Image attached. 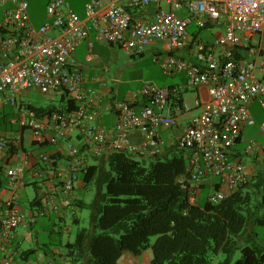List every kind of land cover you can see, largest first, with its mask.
<instances>
[{"label": "built area", "instance_id": "2783aa9c", "mask_svg": "<svg viewBox=\"0 0 264 264\" xmlns=\"http://www.w3.org/2000/svg\"><path fill=\"white\" fill-rule=\"evenodd\" d=\"M85 19L99 40L128 53L143 54L157 41L167 42L172 50L192 49L195 61L176 54L154 58L167 75L184 71L188 87L209 85V100L196 99L201 112L185 124L180 136V147L189 149L194 164L182 179L183 186H194L192 192L198 193L197 187L208 178H220L228 189L248 182L245 165L232 159L231 153L244 127L257 122L251 104L258 100L264 107V81L257 75L264 74V0H87ZM215 26L221 28L220 35L204 40L202 31ZM88 29L68 0H50L46 21L40 27L31 20L27 0H0V103L18 108L17 122L31 129L36 140H42L49 128L59 137L77 128L87 138V148L70 146V156L64 162L56 161L50 153L41 154L42 164L31 171L40 184L56 179L57 188L65 195L73 191L88 152L102 155L108 144L115 150L135 152L138 148L131 144L130 132L140 129L146 134L142 150L159 154L163 146L159 129L177 127L180 114L187 110L183 100L171 99L179 88L147 81L140 92L148 103L139 110L127 102L119 103L110 137L95 123V92L84 88V74L74 63V53L88 36ZM255 35L258 44L252 43ZM32 89L64 90L76 106L53 111L44 121L20 101V94ZM260 128L264 132V119ZM8 144L7 137L0 138V148ZM254 147L251 141L246 152L251 153ZM262 156L264 159V147ZM24 171L22 162L7 169L12 197L0 201V239L4 242L14 237L27 218L15 201L16 190L26 184ZM226 196L224 189H214L209 200L219 203ZM64 206L70 215L74 213L69 201ZM56 209H60L57 202L47 200L38 214ZM26 264L55 263L28 260Z\"/></svg>", "mask_w": 264, "mask_h": 264}, {"label": "crops", "instance_id": "0c3cea01", "mask_svg": "<svg viewBox=\"0 0 264 264\" xmlns=\"http://www.w3.org/2000/svg\"><path fill=\"white\" fill-rule=\"evenodd\" d=\"M27 1L29 3V12L33 24L36 27L42 26L46 21L47 5L50 0L46 1L42 11L38 10L37 7H34L32 11L31 1ZM68 1L78 16L89 26L88 36L82 40L74 53V63L81 68L84 74V88L95 92V102L92 105V108L97 112L95 123L105 128L110 133V137H112L118 120L119 103L127 102L137 110L148 103L147 99L140 92L145 82L151 81L159 86L169 87L171 89L179 88V92H173L171 94V99L173 102L182 99L187 105V110L180 114V124L177 127L160 128L158 132L160 138L163 140L162 150L159 153L161 158L171 157L175 152L181 150L179 141L185 124L193 116L201 112V108L196 106V99L200 98L202 101L209 100V85L201 84L196 87H188L186 85V73L184 71L167 75L163 72L160 63L154 58L157 55L164 57L168 54H176L195 61L196 58L193 50L190 48L172 50L167 42L157 41L151 44L143 54L128 53L120 46L109 44L97 38L96 30L91 28L90 21L85 19V4L87 0ZM261 77L264 79V74L261 73ZM32 90L38 91L48 97L50 103L38 105L32 100H24L22 96L28 90L20 94V101L22 103L36 108L56 106L58 109H64L66 107V102L63 99L64 92L61 89H52L49 91ZM56 101L60 102V105L55 104L54 102ZM7 105L12 107L11 112L5 109ZM18 117L19 112L16 106L10 103H0V123H2L0 127V138L7 137L9 139L8 147L0 148V185H2L0 187V201L4 202L12 197V192H10L8 186L9 177L7 175V169L16 166L19 162L24 163L25 171L23 177L26 184L16 190L15 201L20 209L27 204L26 202L29 203V219L21 223L23 229L19 230L17 228L14 237L9 242H4L0 239V264H26L28 260L39 263L52 261L55 264H68L69 258L66 257L68 248L64 244L72 239L68 237L65 240L62 232H59L57 236H53L52 243H41L38 232L35 230V224H37L35 210H39L47 200L52 199L54 202H57L60 209L51 210L46 215L48 216L49 222L55 219L66 222L70 218L73 221V216L68 213V207L64 206V204L69 201L71 209L75 212L81 209L85 203L82 199L74 195V190L77 185L87 186L95 178L97 180L98 173L96 172L94 178L89 182L83 177L78 178L73 191L65 195L57 188L56 179L47 180L43 184H40L33 178L31 171L42 164L40 159L41 154L50 153L58 157L61 162H64L70 156V146L73 145L82 150L87 148V138L77 128L71 130V132L63 137L57 136L55 131L49 128L45 131L42 140H36L31 129L20 126L17 122ZM37 117L48 121L47 115H38ZM255 117L257 120L255 126L258 127L257 132H260L262 137L245 138L247 129L255 126L244 127L241 138L231 153L234 160L243 162L249 179H255L258 176L264 175V159L262 156L264 132H262L259 125L264 117L262 119H259L257 116ZM253 133V130L250 129L248 134L251 135ZM129 138L131 144L138 148L135 152H129L130 154H137L147 159L155 158L154 155L142 150L146 139V134L142 130H131ZM251 141L255 142L254 150L251 153H246V148ZM112 151H114V148L108 144L101 153L102 155H94V153L88 152L83 169L84 173L82 175L88 171V168L95 165H100L103 171L107 170L106 165L108 164L106 158ZM220 181V178H208L204 182L207 185L213 186ZM30 185L37 191L35 198L32 200L29 199L28 193ZM222 188L225 191L228 190L225 184H223ZM38 201L41 205L38 204ZM2 210L3 207L0 208V217ZM34 216L36 217L35 221L32 220ZM79 222L80 218L76 223ZM70 232L71 230L68 231V233ZM60 238L62 239L61 243L58 241ZM25 242L32 245L24 248L23 244Z\"/></svg>", "mask_w": 264, "mask_h": 264}, {"label": "trees", "instance_id": "16d2710c", "mask_svg": "<svg viewBox=\"0 0 264 264\" xmlns=\"http://www.w3.org/2000/svg\"><path fill=\"white\" fill-rule=\"evenodd\" d=\"M62 91L64 109H73L76 102ZM28 106L36 116L63 110ZM133 155L114 149L106 158L108 170L100 165L84 175V167L80 170L79 178L87 182L97 172L98 184H106L107 190L104 195L99 191L91 204L90 227L64 244L68 264H120L126 252L141 256L147 251L149 264H213L220 253L225 257L217 264H264L263 247L240 243L250 226H264V175L228 189L223 200L212 203L209 194L223 187L221 181L213 186L202 182L198 193L192 192L194 186H183L194 167L189 149L181 147L165 159L156 154L149 164ZM72 216L74 223L79 221L75 211ZM239 248L241 257L233 261Z\"/></svg>", "mask_w": 264, "mask_h": 264}, {"label": "rangeland", "instance_id": "374dc122", "mask_svg": "<svg viewBox=\"0 0 264 264\" xmlns=\"http://www.w3.org/2000/svg\"><path fill=\"white\" fill-rule=\"evenodd\" d=\"M30 1H31L32 11H33L34 7H37L38 10L42 11L43 6L47 0H30ZM194 28L195 27L192 24L190 26V29L194 30ZM220 33H221V28L219 26H215L212 29H204L202 31L201 36L204 40H208V39H213L214 38L213 35L219 36ZM258 42H259V37L257 35H255L252 39V43L258 44ZM257 75L259 77H261V73L258 72ZM263 81H264V79H263ZM22 97L24 100H28V101L32 100L38 105H40V104L44 105V104L50 103V100L48 99V97H46L45 95H43L40 92L35 91V90H28L27 92H25L23 94ZM54 103L57 105H60V102L56 101ZM5 109L7 111L11 112L12 107L10 105H7L5 107ZM252 109L254 111L255 116H257L259 119H262L264 117V107L261 106V104L258 100H256L252 104ZM259 125H260V123H259ZM257 128H258L257 126L248 128L247 131L245 132V138H252L255 136L258 138L262 137L260 132H257ZM250 129H252L254 132L251 135L248 134ZM133 156L138 160L145 161V163H147V164H149L151 161L156 160V158H152V159L142 158L141 156H139L137 154H135ZM162 158L165 159L164 157H162ZM106 168L108 170L109 166L106 165ZM263 169H264V167H263ZM99 184L97 183V180L95 178L87 186H82V185L78 186L77 185V187L75 188L74 195L76 197L82 199L85 203L81 209L76 210V213H78L79 218H80L79 223H73L72 218L67 219L66 222H62L58 219H55V220L49 222L48 216H46V217L41 216L38 214V210H35V213L37 215V224H35V226H36L35 230H37V232H38V237L40 239V242L41 243H43V242H51L52 243L53 242V236L54 235L57 236L59 232H62V235L65 238V240H67L68 237H70V239L74 240L78 231L81 228H84V227L89 228L91 225L92 213H93L91 204L95 201L97 193L99 191L101 194L104 195L106 193V190H107L106 184H102V185H99ZM28 193H29V199L32 200L35 198L37 191L32 185H30L28 188ZM26 203L27 204L24 205L23 208H21V210L27 215V218H26V221H27L29 219L28 218L29 217V214H28L29 203L28 202H26ZM101 203H104V201H102ZM18 229L19 230L23 229L21 224L19 225ZM69 230H71L70 233H68ZM251 233H252V236H250ZM153 240H154V238H153ZM240 243H241V246L252 245V244L256 243L258 246H261L264 248V226L263 225H257V224L250 226V229H248L246 232H244V234L241 236ZM31 245L29 243L25 242L23 244V247L26 248V247H29ZM125 254L126 255L122 258L120 264H149V260H150L149 251L145 252L141 256L133 255L130 252H126ZM224 257L225 256L223 253L218 254V256L216 257L213 264H217L219 261L223 260ZM240 257H241V248L236 250L234 257H233V261H236Z\"/></svg>", "mask_w": 264, "mask_h": 264}]
</instances>
